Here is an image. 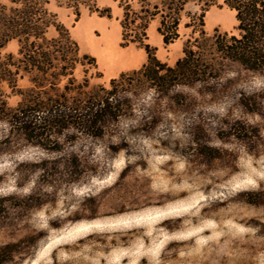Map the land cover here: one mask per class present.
<instances>
[{"label":"rangeland","instance_id":"1","mask_svg":"<svg viewBox=\"0 0 264 264\" xmlns=\"http://www.w3.org/2000/svg\"><path fill=\"white\" fill-rule=\"evenodd\" d=\"M47 1L69 32L80 20L91 19V36L100 40L104 21L103 28L121 46L123 10L117 1L96 0L99 8L110 7L109 17L84 6L76 17L72 8ZM130 4L139 9L136 0ZM201 8L208 34L215 28L238 34L235 12L223 0L190 2L185 11L200 13ZM185 21L183 15L180 37L167 45L157 32L158 19L150 21L145 43L162 62L173 65L182 56L190 32ZM17 47L10 41L2 53H16ZM80 53L96 60L97 69L87 73L90 84L108 86L114 77L97 55ZM83 70L78 65L74 71L78 81ZM221 83L225 90L215 98L199 95V85L181 88L190 95L187 112L161 100V120L142 131L131 128L154 104L155 94L151 89L127 94L133 115L121 117L113 135L64 147L68 158L73 154L80 160L77 176L67 182V177L41 175L36 166L59 154L15 138L0 152V200L12 221L0 226V244L19 241L7 264H264V73L232 66ZM17 84L29 85L26 78ZM244 97L251 111L241 105ZM18 100L7 97L11 106ZM7 128L0 123V139ZM30 193L41 204L17 208ZM88 195L96 199L93 212L81 208Z\"/></svg>","mask_w":264,"mask_h":264},{"label":"trees","instance_id":"2","mask_svg":"<svg viewBox=\"0 0 264 264\" xmlns=\"http://www.w3.org/2000/svg\"><path fill=\"white\" fill-rule=\"evenodd\" d=\"M55 1L59 6L72 8L76 17L80 16L81 6L100 16H110V7L99 8L96 0ZM114 1L123 10L120 45L136 44L145 50L147 59L139 68L121 72L104 86L90 84L87 73L91 68L97 69L95 58L79 52L68 27L47 8V0H0V123L8 127L0 139V152L15 138H22L57 153L60 156L53 160H41L37 169L44 176L67 177V182L77 176L80 160L73 154L68 158L64 147L82 139L113 135L117 121L133 115L134 107L127 94L145 89L155 94L154 104L131 128L142 131L150 121L161 120V100L165 98L167 107L179 112L189 110L190 95L181 88L199 85V95L215 98L225 90L221 79L230 67L250 74L264 73V0H223L235 12L237 35L217 28L208 34L204 29V8L200 13L185 11L188 3L201 0H136L137 10L132 9L130 0ZM183 15L188 18L183 26L190 32L183 43L182 56L169 65L156 57L154 47L145 43L146 29L151 20L158 19L157 32L167 45L180 37ZM10 41L17 43L16 53H2ZM78 65L84 68L80 81L74 74ZM23 78L29 85L19 87L18 80ZM9 94L19 97L14 106L7 101ZM247 99L242 98L241 105L251 111V101ZM24 200L16 207L28 209L41 204L36 193ZM83 201L82 209L95 210V197L88 195ZM2 204L0 200V226L11 225ZM18 243L0 244V264L13 260Z\"/></svg>","mask_w":264,"mask_h":264},{"label":"crops","instance_id":"3","mask_svg":"<svg viewBox=\"0 0 264 264\" xmlns=\"http://www.w3.org/2000/svg\"><path fill=\"white\" fill-rule=\"evenodd\" d=\"M92 20L77 23L71 26V36L80 46L79 51L84 53L90 50L97 55L99 60L106 66L110 77H115L122 71L139 68L146 59V53L142 48L129 44L126 47L119 46L118 39L107 33L105 22L101 21L103 37L95 40L91 36L90 24ZM125 59V60H124Z\"/></svg>","mask_w":264,"mask_h":264},{"label":"bare ground","instance_id":"4","mask_svg":"<svg viewBox=\"0 0 264 264\" xmlns=\"http://www.w3.org/2000/svg\"><path fill=\"white\" fill-rule=\"evenodd\" d=\"M125 60V59H124Z\"/></svg>","mask_w":264,"mask_h":264}]
</instances>
